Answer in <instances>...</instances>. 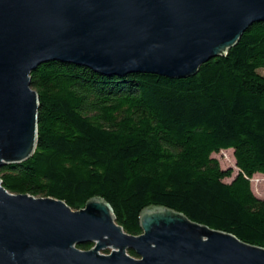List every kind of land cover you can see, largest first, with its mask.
<instances>
[{
    "label": "trees",
    "instance_id": "1",
    "mask_svg": "<svg viewBox=\"0 0 264 264\" xmlns=\"http://www.w3.org/2000/svg\"><path fill=\"white\" fill-rule=\"evenodd\" d=\"M258 68H264V20L182 77L102 74L43 61L29 72L37 93L34 148L20 161L0 164L1 184L60 198L72 208L101 196L129 233L141 231L140 208L157 204L264 247V197L254 195L249 182L255 172L264 175V74ZM225 148L236 166L229 181L223 178L232 168L210 155Z\"/></svg>",
    "mask_w": 264,
    "mask_h": 264
},
{
    "label": "water",
    "instance_id": "2",
    "mask_svg": "<svg viewBox=\"0 0 264 264\" xmlns=\"http://www.w3.org/2000/svg\"><path fill=\"white\" fill-rule=\"evenodd\" d=\"M258 20L264 0H0V164L34 148L37 64L182 77ZM137 219L141 231L129 233L101 196L72 208L0 181V264H264L263 246L170 207L144 206Z\"/></svg>",
    "mask_w": 264,
    "mask_h": 264
},
{
    "label": "rangeland",
    "instance_id": "3",
    "mask_svg": "<svg viewBox=\"0 0 264 264\" xmlns=\"http://www.w3.org/2000/svg\"><path fill=\"white\" fill-rule=\"evenodd\" d=\"M257 70L260 73L264 74V68H258ZM210 155L217 158L221 168H226V167L232 168L231 175L223 178L224 181H229L232 175L236 172V166L234 165V158L232 156V149L231 148L220 149L216 152H211ZM251 177H250L251 179L249 178V182L252 192L254 193V195L258 197H264V185H263L264 175L259 172H255L251 175ZM108 249H109L108 247L100 248L99 251L107 252Z\"/></svg>",
    "mask_w": 264,
    "mask_h": 264
}]
</instances>
